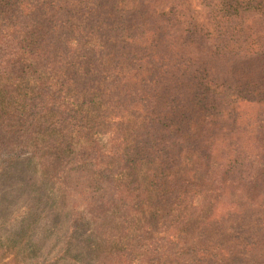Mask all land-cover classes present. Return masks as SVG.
Here are the masks:
<instances>
[{
  "label": "trees",
  "instance_id": "1",
  "mask_svg": "<svg viewBox=\"0 0 264 264\" xmlns=\"http://www.w3.org/2000/svg\"><path fill=\"white\" fill-rule=\"evenodd\" d=\"M198 1L0 0V155L93 264H264V0Z\"/></svg>",
  "mask_w": 264,
  "mask_h": 264
},
{
  "label": "rangeland",
  "instance_id": "2",
  "mask_svg": "<svg viewBox=\"0 0 264 264\" xmlns=\"http://www.w3.org/2000/svg\"><path fill=\"white\" fill-rule=\"evenodd\" d=\"M193 3L204 18V6ZM110 136L100 135L105 148ZM38 166L29 149L0 155V264H93L88 227L72 220L71 195L41 177Z\"/></svg>",
  "mask_w": 264,
  "mask_h": 264
}]
</instances>
